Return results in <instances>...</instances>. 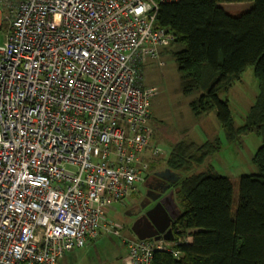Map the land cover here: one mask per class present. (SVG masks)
<instances>
[{"label":"built area","instance_id":"2783aa9c","mask_svg":"<svg viewBox=\"0 0 264 264\" xmlns=\"http://www.w3.org/2000/svg\"><path fill=\"white\" fill-rule=\"evenodd\" d=\"M173 1L0 0V15L11 12L0 45V264H56L91 243L111 227L108 206L166 155L149 124L157 91L139 64L174 42L156 21ZM122 242L126 264L180 255V241Z\"/></svg>","mask_w":264,"mask_h":264},{"label":"trees","instance_id":"16d2710c","mask_svg":"<svg viewBox=\"0 0 264 264\" xmlns=\"http://www.w3.org/2000/svg\"><path fill=\"white\" fill-rule=\"evenodd\" d=\"M242 1L252 6L238 15L220 6ZM156 21L183 46L174 57L183 91L200 92L192 109L214 108L228 141L255 131L262 144L252 159L258 172L239 179L234 210L230 181L210 165L196 171L218 141L172 144L164 168L179 177L171 187L180 210L170 229L180 255L155 251L152 264H264V0H176L160 5ZM248 65L258 94L246 124L236 128L226 95ZM186 237L191 240L183 242Z\"/></svg>","mask_w":264,"mask_h":264},{"label":"rangeland","instance_id":"374dc122","mask_svg":"<svg viewBox=\"0 0 264 264\" xmlns=\"http://www.w3.org/2000/svg\"><path fill=\"white\" fill-rule=\"evenodd\" d=\"M220 6L228 14L238 15L248 10L252 6V2L221 3ZM9 18H11V12L5 9L0 15V45L4 42L9 29ZM182 47V44L176 42L159 47L158 59H152L149 55H145L139 64L146 79V85L154 87L157 91V94L150 99L148 107L149 124L153 128L152 141L160 144L166 152L164 157L160 156L159 159L150 160L151 168L145 174L168 182L155 173L165 169L164 159L169 155L172 144L179 140L196 144L205 143L207 140L214 143V140H217L218 149L195 170L199 171L210 165L216 173L230 181L233 190L232 210H234L238 198L240 177L254 175L258 172L252 159L255 151L262 144V138L255 131H246L234 141H228L214 108L200 113L192 109L191 103L199 97L200 92L195 90L184 92L181 87L174 53ZM257 94L258 80L254 75L253 66L248 65L241 73L240 79L234 83L226 95L236 128L246 124L247 116L255 103ZM224 97L221 95V98ZM145 155L149 156V150L145 152ZM144 177L141 182L136 184V188L130 195L122 201L112 202L108 206L107 219L111 227L101 231L98 238L86 246L75 248L71 252L61 255L57 264H124L122 259L124 253L126 256L127 250L122 238L133 235L131 231L133 221L127 212L130 206L134 202L137 203L144 195L141 193L142 185L145 182ZM173 193L174 189L170 186L160 195L166 211L164 213L166 218L174 217L180 210L175 204ZM114 227H116V231ZM158 238L171 241L173 239L171 229L164 230Z\"/></svg>","mask_w":264,"mask_h":264},{"label":"flooded vegetation","instance_id":"af4514ba","mask_svg":"<svg viewBox=\"0 0 264 264\" xmlns=\"http://www.w3.org/2000/svg\"><path fill=\"white\" fill-rule=\"evenodd\" d=\"M146 174L145 182L142 185V194H144L141 199L137 203H133L128 213V216H131V220L134 222L137 218L143 216L150 208L155 206L157 202H160L162 204L161 196L157 197L155 200H152V198L158 196V192L162 191L167 185H173L174 183L165 182L160 178L154 177L153 175ZM144 206V207H141ZM163 208L164 205L162 204ZM150 218L153 221H156L158 226L156 227V230L161 234L164 230L171 228V221L173 217L166 218L164 212L161 210V207H158L156 210L155 215H150ZM132 222V223H133ZM131 223V224H132Z\"/></svg>","mask_w":264,"mask_h":264},{"label":"water","instance_id":"95a60500","mask_svg":"<svg viewBox=\"0 0 264 264\" xmlns=\"http://www.w3.org/2000/svg\"><path fill=\"white\" fill-rule=\"evenodd\" d=\"M156 175L164 178L169 183H175L178 181L179 177L176 176L172 171L169 169H164L160 172H156ZM171 185H167L162 191L158 193V197L161 195L162 192H164L166 189H168ZM157 198V197H156ZM156 198H153L155 200ZM158 207H161V210L166 213L164 208L162 207V204L160 202H157L155 206L150 208L143 216L137 218L132 224H131V231L132 233L139 239H149L153 237H158L159 232L156 230V227L158 226L156 221H153L150 218V215H155L156 210ZM168 218V217H167ZM170 219V218H169Z\"/></svg>","mask_w":264,"mask_h":264},{"label":"bare ground","instance_id":"6f19581e","mask_svg":"<svg viewBox=\"0 0 264 264\" xmlns=\"http://www.w3.org/2000/svg\"><path fill=\"white\" fill-rule=\"evenodd\" d=\"M163 207V206H162ZM175 217V216H174ZM173 217V218H174ZM170 218V217H169ZM171 219V218H170ZM132 236H135L134 234L132 235ZM136 237V236H135ZM154 238H156V237H153V238H149V239H154ZM172 242H174L175 241V239L173 238L172 240H171ZM175 242H177V241H175ZM58 261V260H57ZM57 263V262H56Z\"/></svg>","mask_w":264,"mask_h":264},{"label":"crops","instance_id":"0c3cea01","mask_svg":"<svg viewBox=\"0 0 264 264\" xmlns=\"http://www.w3.org/2000/svg\"><path fill=\"white\" fill-rule=\"evenodd\" d=\"M176 213H179V211H177ZM176 213H175V214H176ZM123 244H124V243H123ZM124 246H125V245H124ZM122 261H123L124 264H126V262H125V253H124V257H123ZM57 262H58V261H57ZM56 264H57V263H56Z\"/></svg>","mask_w":264,"mask_h":264}]
</instances>
